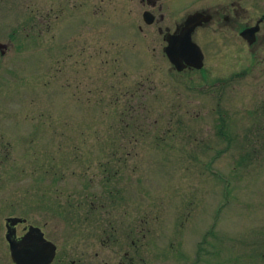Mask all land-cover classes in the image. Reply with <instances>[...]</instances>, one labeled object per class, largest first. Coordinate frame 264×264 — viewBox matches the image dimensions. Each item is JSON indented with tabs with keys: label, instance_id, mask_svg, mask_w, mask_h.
<instances>
[{
	"label": "rangeland",
	"instance_id": "1",
	"mask_svg": "<svg viewBox=\"0 0 264 264\" xmlns=\"http://www.w3.org/2000/svg\"><path fill=\"white\" fill-rule=\"evenodd\" d=\"M173 2L176 16L207 0ZM141 9L0 0L12 204L44 208L72 257L95 264L126 251L134 264H264V61H221L217 40L201 70L177 73Z\"/></svg>",
	"mask_w": 264,
	"mask_h": 264
},
{
	"label": "flooded vegetation",
	"instance_id": "2",
	"mask_svg": "<svg viewBox=\"0 0 264 264\" xmlns=\"http://www.w3.org/2000/svg\"><path fill=\"white\" fill-rule=\"evenodd\" d=\"M173 1L138 0V5L142 7L140 19L147 28L145 36L155 38L153 49L161 52L174 71L165 52L168 41L176 47V54L173 55L177 64L184 67L177 73L193 71L194 65L200 63L183 49L186 44L183 27L188 15L194 12L208 15V19L191 32V40L202 52V62L206 59L203 43L209 45L218 40L221 61L233 59L240 62L243 50L247 52V64L251 68L259 62L263 63L264 11L259 15L251 13L241 5V0H207L205 5L186 9L175 16ZM138 29L142 31L144 28L139 25ZM259 53L261 58L257 57ZM7 150L1 148L0 151V165L5 167H0V264H95L92 259L86 260L83 256L72 257V252L66 250L63 244V222L50 220L44 208L41 212L15 208L12 204V169L6 167L9 162L5 164ZM117 264H134V258L126 251Z\"/></svg>",
	"mask_w": 264,
	"mask_h": 264
},
{
	"label": "water",
	"instance_id": "3",
	"mask_svg": "<svg viewBox=\"0 0 264 264\" xmlns=\"http://www.w3.org/2000/svg\"><path fill=\"white\" fill-rule=\"evenodd\" d=\"M207 19H208V16H205L202 13H194V14H191L188 16L186 25L184 26V29L186 30L187 36H186V40H185L186 44L183 47V49L190 52L193 60H198L200 62H201L202 55L200 53L198 46L190 40V33L194 29L195 26L201 24L200 22L202 20H207ZM175 48L176 47L174 46L173 43H170L166 48L167 54H168V56L172 62L177 61V58L174 57V55H173V54H176L175 50H174ZM196 66L200 67L201 65H200V63H198V65H196ZM176 67L178 69L180 68L178 65H176Z\"/></svg>",
	"mask_w": 264,
	"mask_h": 264
}]
</instances>
